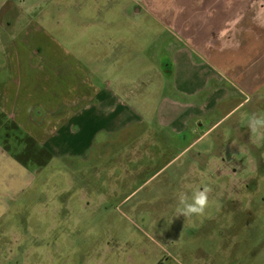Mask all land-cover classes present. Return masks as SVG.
Here are the masks:
<instances>
[{"label":"rangeland","instance_id":"obj_1","mask_svg":"<svg viewBox=\"0 0 264 264\" xmlns=\"http://www.w3.org/2000/svg\"><path fill=\"white\" fill-rule=\"evenodd\" d=\"M211 1L0 0V93L24 63L32 97L77 99L48 137L0 113V264H264V31Z\"/></svg>","mask_w":264,"mask_h":264},{"label":"crops","instance_id":"obj_2","mask_svg":"<svg viewBox=\"0 0 264 264\" xmlns=\"http://www.w3.org/2000/svg\"><path fill=\"white\" fill-rule=\"evenodd\" d=\"M189 1H198L201 2V8L204 9L203 7L207 4L208 0H189ZM251 1V2H250ZM212 5L205 8V10H210L212 11V14H215L216 18L217 13L214 12L215 9H218L221 7L223 9V12H229L226 16L224 14V22L223 26H229L226 35L230 33L229 30L234 29L231 28V25L236 24L237 28L234 29L236 31H241L245 33L251 32L254 29H261L264 31V19H260V15H263L264 18V0H259L257 4H255L256 0H212ZM219 3L221 6H219ZM251 3V4H250ZM263 6L260 8V15L259 12L256 10L258 9L261 5ZM135 5L139 8L138 13L141 12V6L140 4L135 3ZM237 12L236 16L233 17L234 20L227 24L226 20L232 16L231 13ZM136 13V12H135ZM134 15H137L135 14ZM212 16V15H211ZM193 18L190 17L189 21H192ZM211 20V19H210ZM212 33L214 32L217 35V38L219 40V37L221 38L223 35V30L224 27L220 30V33L218 32V29L216 28V25L210 23ZM219 34V35H218ZM212 36V35H211ZM168 49V48H167ZM170 61V58H169ZM21 67L19 68V74L16 75L15 78H11L8 83L5 85L6 88H4V92L0 93V113L2 114H7L8 118L13 119V121L19 126V128L27 129L29 131H36L39 134H42L43 136H49L47 132V127L46 125L44 127L40 126L39 124H42L43 121L45 120V117H42V113L45 114L47 111H56V113H60L59 117L62 121H65L64 119V105H69L71 106L75 105L74 103L77 101L76 98H74V94L71 95L69 98H62L60 96H52L50 95L49 97H46L44 100L43 98H34L31 96L29 93V77L27 74L23 73V70L26 71L24 63H20ZM14 65H18L17 63H14ZM163 63H160V66L163 68ZM167 70V73L165 71ZM172 70V68H171ZM164 76L167 79H170L171 74L168 72V67L163 68ZM38 78V77H37ZM38 80V79H37ZM40 81L38 80L37 83ZM25 89V90H24ZM73 96V97H72ZM83 96V95H82ZM2 99V100H1ZM72 100V101H71ZM47 101L48 105H47ZM75 110V107L73 108ZM71 117H75L77 115L76 112L71 113ZM34 115L36 118H33ZM71 117L67 118L71 119ZM20 128V129H21ZM184 132H180L177 134H174V137L177 138H184ZM47 140V138H46ZM170 145V144H169Z\"/></svg>","mask_w":264,"mask_h":264},{"label":"clouds","instance_id":"obj_3","mask_svg":"<svg viewBox=\"0 0 264 264\" xmlns=\"http://www.w3.org/2000/svg\"><path fill=\"white\" fill-rule=\"evenodd\" d=\"M248 126L255 130L258 126H264V118L251 117L248 121ZM208 188H194L190 194L185 192L177 193L176 212L179 215L188 217L191 215L203 214L208 206Z\"/></svg>","mask_w":264,"mask_h":264},{"label":"flooded vegetation","instance_id":"obj_4","mask_svg":"<svg viewBox=\"0 0 264 264\" xmlns=\"http://www.w3.org/2000/svg\"><path fill=\"white\" fill-rule=\"evenodd\" d=\"M131 13H135L136 11H139V8L135 5V4H133L132 6H131ZM173 38V37H172ZM167 61H168V63H166V64H163L162 66L163 67H168V72H171V62L169 61V56L167 57ZM201 124V126H198V124ZM212 129H213V127H211L210 129H208V128H206L203 124H202V122H201V120H197L196 121V123H195V125H194V127L192 128V132L194 133V134H199V135H201V136H204V135H206V134H208V132L210 133L211 131H212ZM186 135V133L184 134V138H178V140H182V144L181 145H178V146H180L179 148H183L184 150L183 151H190L191 149L190 148H188L189 147V145H191L192 144V142H190V143H188L187 141H189V139H188V137L187 136H185ZM184 145V146H183ZM210 153V152H209ZM179 154H181V153H179ZM202 155V154H201ZM208 155V154H207ZM216 157V156H215ZM264 162V161H263ZM262 165H264L263 163H262Z\"/></svg>","mask_w":264,"mask_h":264},{"label":"water","instance_id":"obj_5","mask_svg":"<svg viewBox=\"0 0 264 264\" xmlns=\"http://www.w3.org/2000/svg\"><path fill=\"white\" fill-rule=\"evenodd\" d=\"M198 126H201V124L199 123Z\"/></svg>","mask_w":264,"mask_h":264}]
</instances>
